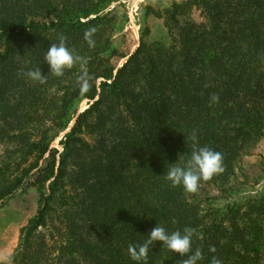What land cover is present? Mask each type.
<instances>
[{"label":"trees","instance_id":"trees-1","mask_svg":"<svg viewBox=\"0 0 264 264\" xmlns=\"http://www.w3.org/2000/svg\"><path fill=\"white\" fill-rule=\"evenodd\" d=\"M114 1L60 0L56 11L49 0H0V121L6 128L0 134L7 136L16 128L19 131L8 140H21L19 160L0 168V206L27 184L39 193L38 212L22 230L12 263L42 264L31 241L46 226L50 204L56 202L65 213L67 237L59 258L69 259L64 264H135L129 245H142L156 224L169 232L194 229L192 250L202 253L198 264H258L264 248L263 220L246 232L238 226L226 229L225 217L238 213L228 207L208 224L191 200L193 193L173 187L165 177L170 164L185 166L194 150L208 147L222 154L224 171L201 181L197 191L225 184L241 156L263 136L264 0H187L174 5L168 23L179 33L172 36L169 48L148 60L142 45L116 75L113 70L99 72L98 64L89 91L77 89L70 95L69 100L89 99L91 106L75 118L62 153L51 149L58 133L46 130L31 140L22 123L9 122L20 110V102L11 105L3 94L11 72L5 69L6 60L11 61L17 43L28 47L29 56H37L33 68L42 73L50 72L47 64L37 67L50 47V34L55 44L63 38L89 63L102 62L110 50L105 26L112 19L103 12ZM187 6L200 10L204 23L179 27L178 11ZM33 16L53 21L25 22ZM92 28L95 46L89 47L84 34ZM34 43L39 45L32 47ZM63 101L59 112L67 104ZM67 126L53 128L61 132ZM85 134L95 136L93 145L84 141ZM11 166L13 172L6 175ZM182 259L156 242L147 264H182Z\"/></svg>","mask_w":264,"mask_h":264},{"label":"rangeland","instance_id":"rangeland-1","mask_svg":"<svg viewBox=\"0 0 264 264\" xmlns=\"http://www.w3.org/2000/svg\"><path fill=\"white\" fill-rule=\"evenodd\" d=\"M91 1L96 2V0ZM186 1L116 0L106 5L103 15L110 14L112 17L105 26L108 29L106 36L110 38V50L101 57L102 62H88L87 68L90 81L93 78L92 72L98 64H100L98 67L99 72L113 70V75H116L118 71L127 65L131 56L142 45L145 46L146 50L143 56L147 57L148 60L151 57L155 60L163 48L167 49L172 45V36L179 33L176 30H170V27L174 26L171 25V22L168 23V12L172 10L174 5ZM49 2L53 9L59 11L62 3L60 0H49ZM183 9L178 11L179 15L176 17L179 27H183L187 22L197 25L204 23L200 10L193 6H187ZM93 18L91 17V19ZM30 21L48 24L53 19L33 16L25 20L26 23ZM40 31L36 30L35 33L40 34ZM41 35L43 34L41 33ZM47 40L46 44L48 45L46 47L55 44V35L50 34ZM38 45L34 43L32 47ZM27 48L26 45L17 43L11 57V61H13L6 60L5 69H9L11 72L7 73V77H9L7 83L9 85L7 86L8 90L3 94L9 99L11 105H17L20 102L18 107L20 110L16 114L17 116L9 118V122L12 125L22 123L21 128L30 136L31 140L41 137L46 130L51 135L58 133L56 139L51 143V149H56L59 153H62L63 146L61 144L64 142V136L70 132L75 118L91 106L87 98L77 97L69 100L70 95H74L73 93L77 89L80 91L79 77L81 72L79 64L65 70L64 75L61 77H57L51 72L42 73L46 75L44 84L33 82L26 76V73L29 70L36 69L33 67L36 64L34 62L37 56H29ZM2 53L3 47L0 45V55ZM148 54H150V57ZM44 55H40L41 58L37 67L46 64L44 63ZM80 57L84 58V55H80ZM100 82L101 80L98 81V84ZM32 89L36 90V94L32 95L30 93ZM23 97H26V99H23ZM63 100L67 104L59 112L58 109L63 107ZM61 123H66L68 126L65 130L58 132L53 127ZM0 130H6L2 121H0ZM17 131L19 130L12 128L7 136L0 134V168L10 164L13 165L19 160L21 154L18 151L21 140H8ZM83 139L90 145L95 143V136L85 134ZM31 162L32 159L29 160V163ZM12 172L13 166L5 174L9 175ZM66 189L69 191L67 186ZM201 190V192H194L191 200L199 205L200 214L205 216V222L208 224L215 223L221 216L226 214L228 207L231 212L237 211L238 213L234 217H231L232 215L225 217L223 226L226 229L238 226L241 232H246L253 230L261 220L264 221V134L248 154L241 156L234 175L227 183L216 187L202 188ZM50 206L52 210L48 212L46 226L38 229L31 243H33L38 256H40L42 264H64L69 259L59 260V258L61 247H63L67 237L65 213L63 209L58 207L56 202H52ZM38 208L39 193L30 184L25 185L0 206V264H13L12 259L19 252L22 230L36 216ZM262 228H264V223ZM258 264H264V248Z\"/></svg>","mask_w":264,"mask_h":264},{"label":"clouds","instance_id":"clouds-1","mask_svg":"<svg viewBox=\"0 0 264 264\" xmlns=\"http://www.w3.org/2000/svg\"><path fill=\"white\" fill-rule=\"evenodd\" d=\"M95 29H89L85 32L84 37L89 47L95 46L94 40ZM44 62L49 67V71L57 77L64 75L65 70L71 69L74 65L79 64L81 75L79 77V88L82 93H87L91 87L88 73V61L83 57L75 55L64 43L63 38L59 44H52L44 55ZM26 76L33 82L44 84L46 75H43L40 68L29 70ZM216 98L213 97V100ZM193 143L197 142L196 134L191 137ZM180 157V156H179ZM166 180L173 187L182 186L187 192L194 193L198 190L201 181L211 179L214 175L222 173L223 157L218 151L208 147H201L194 150L190 160L185 166H177L175 163L170 164ZM195 230L185 228L183 232H169L165 227L155 225L150 231L142 245H129L128 254L135 264H147L150 248L156 242L166 247L170 252L182 257V264H198L202 259V253L199 249L193 252L192 243ZM210 251H215L211 248ZM213 264H219L214 260Z\"/></svg>","mask_w":264,"mask_h":264}]
</instances>
